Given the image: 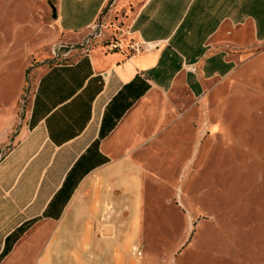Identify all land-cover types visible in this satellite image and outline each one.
I'll list each match as a JSON object with an SVG mask.
<instances>
[{
    "label": "crops",
    "instance_id": "obj_1",
    "mask_svg": "<svg viewBox=\"0 0 264 264\" xmlns=\"http://www.w3.org/2000/svg\"><path fill=\"white\" fill-rule=\"evenodd\" d=\"M58 8L62 31L101 32L70 61L0 64V264H143L139 156L179 87L201 96L264 39V0Z\"/></svg>",
    "mask_w": 264,
    "mask_h": 264
},
{
    "label": "rangeland",
    "instance_id": "obj_2",
    "mask_svg": "<svg viewBox=\"0 0 264 264\" xmlns=\"http://www.w3.org/2000/svg\"><path fill=\"white\" fill-rule=\"evenodd\" d=\"M58 2L0 0V64L70 61L91 45L101 28L62 31ZM242 53L201 96L179 87L139 156L146 167L143 264H264V39Z\"/></svg>",
    "mask_w": 264,
    "mask_h": 264
},
{
    "label": "built area",
    "instance_id": "obj_3",
    "mask_svg": "<svg viewBox=\"0 0 264 264\" xmlns=\"http://www.w3.org/2000/svg\"><path fill=\"white\" fill-rule=\"evenodd\" d=\"M97 27H101V24H97ZM145 46H146V45H145L144 43H142V44H136V45L133 47V50H134L135 52H138L139 50L144 49ZM60 47H61V46H58V47H56V48H53V54H55V55L58 56ZM113 47H115V46L113 45Z\"/></svg>",
    "mask_w": 264,
    "mask_h": 264
},
{
    "label": "water",
    "instance_id": "obj_4",
    "mask_svg": "<svg viewBox=\"0 0 264 264\" xmlns=\"http://www.w3.org/2000/svg\"><path fill=\"white\" fill-rule=\"evenodd\" d=\"M55 14H56V12H55ZM57 15V14H56Z\"/></svg>",
    "mask_w": 264,
    "mask_h": 264
}]
</instances>
